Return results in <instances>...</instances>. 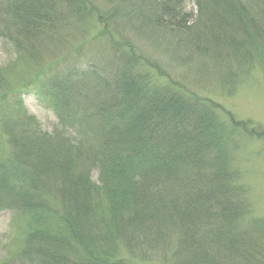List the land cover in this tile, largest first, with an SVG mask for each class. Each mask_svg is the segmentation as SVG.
Masks as SVG:
<instances>
[{
    "label": "trees",
    "instance_id": "16d2710c",
    "mask_svg": "<svg viewBox=\"0 0 264 264\" xmlns=\"http://www.w3.org/2000/svg\"><path fill=\"white\" fill-rule=\"evenodd\" d=\"M95 1L0 0V37L13 42L17 35L19 58L37 59L31 89L64 122L71 125L69 115L80 112L88 120V128L74 134L72 125L42 130L35 117L4 119L15 150L0 164V208L14 207L26 216L16 259L116 264L123 261L121 246L130 254L171 255L174 264H251L264 240L257 235L260 225L244 223L248 207L231 160L239 133L264 140V130L232 116L223 121L216 105L197 95L153 85L129 41L114 55L116 72L109 80L94 61L87 60L84 70L60 71L55 65L74 39L64 23L89 17L111 22L110 38L182 34L191 50L205 52L218 41L244 58L254 57L264 48V0H194L201 19L195 29L183 25L190 21L189 0H103L104 11ZM224 22L239 39L220 37ZM107 30L108 25L103 35ZM46 54L49 62L41 58ZM91 73L94 85L86 82ZM94 106L99 111L89 120Z\"/></svg>",
    "mask_w": 264,
    "mask_h": 264
},
{
    "label": "rangeland",
    "instance_id": "374dc122",
    "mask_svg": "<svg viewBox=\"0 0 264 264\" xmlns=\"http://www.w3.org/2000/svg\"><path fill=\"white\" fill-rule=\"evenodd\" d=\"M101 1L103 0H97L94 3L102 11L107 10V6ZM197 9L198 5L194 0L186 3L185 11L189 13L187 17L190 18V21L183 24L186 28H197L196 24L201 20H197L199 13ZM82 21L83 23L78 22L75 25L64 23V26L69 27L68 30L74 39L68 40L69 48L58 53L56 58L58 63L55 65L58 70L68 68L84 70L85 62L90 60L95 62L97 71L103 78L106 75L104 80H109V77L111 78L116 72V63L112 62L115 59L114 55L126 49L128 44L126 41H129L135 46V53L139 55L137 58L139 69L147 75L153 85L163 88L171 87V89L189 93L190 96L197 95L198 98L216 105L214 108L223 121H228V118L232 116L238 122L251 123L264 130L263 47L257 56L244 58L239 55V52L234 53L226 49L218 41L205 52H201L191 50L182 40V34L181 36L159 35L154 39L138 38L135 41L132 37L137 35L129 33L130 37L127 38L117 33L119 36L113 37L116 39L115 50L111 47L113 38H110V29H115L111 22H98L95 17L85 18ZM218 24L216 22V26ZM106 25L109 27V32L107 30L108 34L103 35L102 31ZM8 26L11 31L18 34L17 27L13 24ZM219 27H221L219 35L222 39L228 41L231 37L240 38V35L235 33L229 25H225V22ZM5 38L8 37H0V72L2 73L0 74V164L6 163L15 150L9 143L4 126V119L7 117L11 119L35 117L42 130L47 132H51L56 127L69 128L72 125L71 132L78 134L88 128V120L83 119L84 114L81 112L70 114L68 117L70 125L54 112L48 99L31 89L33 86L30 83L37 71L34 61L37 59L35 56L29 58L30 61L19 58L21 38L17 35L13 36V42ZM77 46L83 47V52L73 53L72 50L74 51ZM33 50L32 48V52ZM41 54L44 55L42 51ZM33 58L35 60H32ZM41 58L48 62L52 60L47 54ZM102 68L105 72L101 70ZM92 73L86 82L94 85L95 78ZM47 74L50 73L47 72ZM27 87L28 89L24 92ZM94 111H96L95 114L99 111L96 106L87 112L89 120ZM239 135L231 162L238 172V182L243 186L242 196L247 203L248 219L251 220L248 222L247 219L244 223L249 225L251 222H256L260 225L257 235L260 240H264V140L245 132ZM93 174V180H95L97 175ZM47 198L52 199V194H48ZM50 205L53 208L58 207L54 203ZM7 207L0 208V264L9 259H12V262L8 264H19L22 260H17L15 255L23 247L22 229L26 216L17 209H13L14 207ZM261 244V251L250 259L251 264H264V241H261ZM118 256L123 259L122 262H117L118 264H174L176 262L169 259L171 255L159 251H153L144 256L140 252L130 254L121 246ZM172 259H174L173 256ZM22 262L29 264L28 259Z\"/></svg>",
    "mask_w": 264,
    "mask_h": 264
}]
</instances>
